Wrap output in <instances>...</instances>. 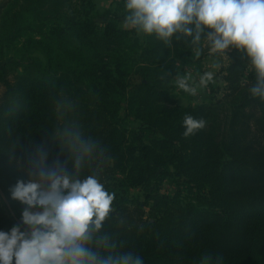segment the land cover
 <instances>
[{
    "label": "trees",
    "instance_id": "obj_1",
    "mask_svg": "<svg viewBox=\"0 0 264 264\" xmlns=\"http://www.w3.org/2000/svg\"><path fill=\"white\" fill-rule=\"evenodd\" d=\"M125 15L124 1L0 0V229L20 221L9 189L36 150L67 161L53 134L61 99L105 151V228L122 250L145 264H264V100L249 92L247 57L230 48L222 98L182 105L181 67L201 69L205 41L135 36ZM187 115L204 123L185 136ZM166 181L174 194H161Z\"/></svg>",
    "mask_w": 264,
    "mask_h": 264
},
{
    "label": "clouds",
    "instance_id": "obj_2",
    "mask_svg": "<svg viewBox=\"0 0 264 264\" xmlns=\"http://www.w3.org/2000/svg\"><path fill=\"white\" fill-rule=\"evenodd\" d=\"M124 6L126 26L165 43L184 36L193 45L206 41L210 52H241L255 72L249 92L264 100V0H124ZM212 76L205 73L202 82ZM178 83L187 87L184 79ZM72 110L73 105L57 101L63 122L53 134L69 153L67 161H50L49 151L41 147L28 159V179L9 189L11 199L24 207L18 223L0 229V264H145L135 250H122L105 228L115 197L99 179L105 151L68 118ZM203 123L185 116L184 135ZM88 168L94 170L85 175ZM4 202L0 197V206ZM209 261L205 256L201 264Z\"/></svg>",
    "mask_w": 264,
    "mask_h": 264
},
{
    "label": "rangeland",
    "instance_id": "obj_3",
    "mask_svg": "<svg viewBox=\"0 0 264 264\" xmlns=\"http://www.w3.org/2000/svg\"><path fill=\"white\" fill-rule=\"evenodd\" d=\"M124 0H96L98 9L105 11L107 9L115 10L121 2ZM125 19L120 21V26L124 29L130 30L135 36H142L143 32L138 31L133 27H128L124 23ZM201 50L204 51L203 58L201 60V69H197L195 66L187 65L181 67V79L185 80L187 87H181L176 81L175 93L177 95V100L182 105H196L203 102L216 101L224 96L228 86L223 76L226 69L230 64L229 52L230 49L223 52H210L209 46L205 41L202 45ZM251 68H247L244 73V82L249 81V75L251 73ZM211 72L213 74L212 79L207 81V83L202 82L205 73ZM5 91L4 86H0V98ZM161 194H174L176 192L175 184L171 181H166L163 183L161 188ZM142 194L138 190L132 191V195ZM145 196H142L144 199ZM147 212L150 210L147 208Z\"/></svg>",
    "mask_w": 264,
    "mask_h": 264
}]
</instances>
